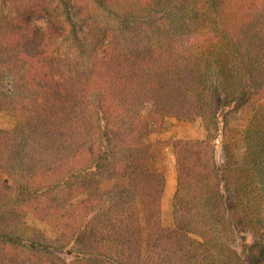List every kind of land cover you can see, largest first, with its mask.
Here are the masks:
<instances>
[{"label": "trees", "instance_id": "obj_1", "mask_svg": "<svg viewBox=\"0 0 264 264\" xmlns=\"http://www.w3.org/2000/svg\"><path fill=\"white\" fill-rule=\"evenodd\" d=\"M2 112L0 264L264 258V0H0Z\"/></svg>", "mask_w": 264, "mask_h": 264}, {"label": "rangeland", "instance_id": "obj_2", "mask_svg": "<svg viewBox=\"0 0 264 264\" xmlns=\"http://www.w3.org/2000/svg\"><path fill=\"white\" fill-rule=\"evenodd\" d=\"M240 122L242 117L238 116L236 118ZM16 124V120L12 117L7 116L4 112L0 113V130L1 131H10L14 128ZM206 137V132L204 130V125L200 119H196L192 122H181L175 119H170L168 122V129L162 135L163 140H203ZM168 158L164 162V175L166 180L165 193L164 198L162 200L161 214L165 223L170 222V214H171V198L175 190V171L173 168L174 161L172 157H170L169 152L166 153ZM213 156L217 163L223 162V154L221 151V147L219 144H216L214 147ZM252 243L254 247H256L255 251H258L259 247L256 245L258 242L256 240L248 239V245ZM259 246L261 242H259ZM262 246V245H261ZM238 247V245H237ZM240 247V246H239ZM264 247V245L262 246ZM255 259L251 257L242 259L244 262H248V264H264V258L259 257V253L254 255ZM68 258V257H67Z\"/></svg>", "mask_w": 264, "mask_h": 264}]
</instances>
